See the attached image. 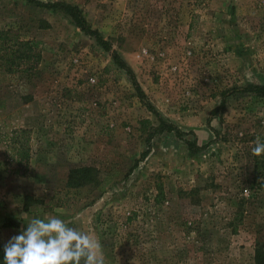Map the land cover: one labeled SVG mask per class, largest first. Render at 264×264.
I'll return each instance as SVG.
<instances>
[{"label": "rangeland", "instance_id": "obj_1", "mask_svg": "<svg viewBox=\"0 0 264 264\" xmlns=\"http://www.w3.org/2000/svg\"><path fill=\"white\" fill-rule=\"evenodd\" d=\"M38 1L78 7L154 111L65 12L0 0V31L41 55L32 74L0 68L1 244L22 213L54 215L98 237L108 264H256L264 97L243 89L264 85V0ZM16 129L31 131L24 177L4 143Z\"/></svg>", "mask_w": 264, "mask_h": 264}, {"label": "trees", "instance_id": "obj_2", "mask_svg": "<svg viewBox=\"0 0 264 264\" xmlns=\"http://www.w3.org/2000/svg\"><path fill=\"white\" fill-rule=\"evenodd\" d=\"M28 3L33 4L37 7L48 9V10H61L65 12L74 22V24L82 30L86 35L94 37L97 42L108 52H112V57L114 62L122 69H124L128 75H130L133 85L138 92V95L141 101L149 107L152 111L153 107L146 102V97L139 87L134 74L125 62L120 58L116 51L112 50V47L109 42L105 41L102 36L92 30L87 23L82 11L71 4L65 2H54V3H44L38 0H26ZM41 60V55L36 47L28 40H24L20 35L12 30L0 31V68L4 69L7 73L15 72L16 70H22L28 74H32L34 70L37 69ZM244 92L252 93L257 96L264 97V85H253L248 88L243 89ZM226 96V95H225ZM224 96V98H225ZM224 104V99L222 105ZM156 113V112H155ZM158 117L159 115L156 114ZM163 129L169 132H175L178 137H184L186 134L182 132L174 124L166 122L163 118H159ZM31 131L28 129H16L13 130L10 134H5L4 143L12 151L15 156L14 162L17 164V168L14 170V173L18 176H26L29 167V161L31 159ZM189 150L193 153H197L206 149V145L203 147L198 146L196 141L187 143ZM256 170L259 171L260 167L264 169V155L261 156L259 162L255 165ZM88 172L87 169L84 170H74L72 171L70 178L78 177L79 174H84ZM87 174V173H86ZM81 178V176L79 177ZM26 199H30L27 197ZM242 215H240V218ZM11 223V222H8ZM238 230V226H234V232ZM3 247L4 245L0 242V264H3ZM256 264H264V245H259L256 249L255 254Z\"/></svg>", "mask_w": 264, "mask_h": 264}, {"label": "clouds", "instance_id": "obj_3", "mask_svg": "<svg viewBox=\"0 0 264 264\" xmlns=\"http://www.w3.org/2000/svg\"><path fill=\"white\" fill-rule=\"evenodd\" d=\"M252 152L264 155V140L257 137ZM21 216L26 228L4 244L3 264H108L99 238L89 232L54 215Z\"/></svg>", "mask_w": 264, "mask_h": 264}, {"label": "crops", "instance_id": "obj_4", "mask_svg": "<svg viewBox=\"0 0 264 264\" xmlns=\"http://www.w3.org/2000/svg\"><path fill=\"white\" fill-rule=\"evenodd\" d=\"M22 219H24V217H22Z\"/></svg>", "mask_w": 264, "mask_h": 264}]
</instances>
